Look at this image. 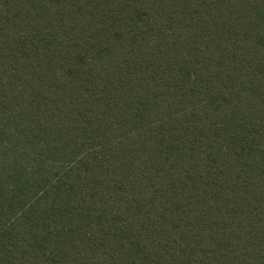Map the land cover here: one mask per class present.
<instances>
[{
	"label": "trees",
	"instance_id": "16d2710c",
	"mask_svg": "<svg viewBox=\"0 0 264 264\" xmlns=\"http://www.w3.org/2000/svg\"><path fill=\"white\" fill-rule=\"evenodd\" d=\"M0 264H264V0H0Z\"/></svg>",
	"mask_w": 264,
	"mask_h": 264
}]
</instances>
